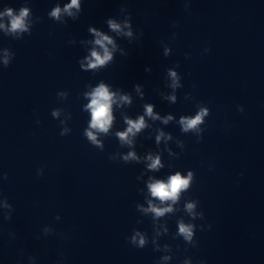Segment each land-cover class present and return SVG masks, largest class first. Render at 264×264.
Returning <instances> with one entry per match:
<instances>
[{"label":"clouds","instance_id":"9594fccd","mask_svg":"<svg viewBox=\"0 0 264 264\" xmlns=\"http://www.w3.org/2000/svg\"><path fill=\"white\" fill-rule=\"evenodd\" d=\"M73 7H78V0H72L71 4L67 5L65 8V11L70 10ZM60 9H56L53 15H58ZM8 16L12 17L11 19V30L15 31L17 29H23L24 28V17L27 15V10H22L19 16H13L12 10L9 9L6 13ZM110 26L114 30H119L120 25L116 24L115 22L109 21ZM0 27H3V25H0ZM131 35V33H128ZM98 39L96 40V44L100 45L102 48H104V54L101 56L99 53H97L95 50L92 52V57L94 58V62H90V67H95L96 64H103L107 60L111 59V53L109 52L108 48L105 46V42L111 44L112 41L107 36H101V34L97 33ZM173 76H175V73H172ZM92 99L90 102L89 107L92 110V122L91 127L96 128L98 127L102 131H107L111 120V103H112V94L109 93L108 89L101 84L98 88L94 90V92L91 94ZM147 112L149 115L152 113L151 106H148ZM206 110L199 113L195 118L192 119H183L182 118V124L184 125V129L187 130L189 128H194L199 122L202 121V117L206 115ZM129 127L126 132L119 133L120 138L122 140H127L128 134L134 133V130L138 132L141 128L144 127V119L141 117L138 121H128ZM88 136L91 140L95 142V136L93 133L89 132ZM159 139V137L157 138ZM130 142V141H129ZM130 156H134V154L130 153ZM149 159H152L149 157ZM159 165V158H156L152 161V163L149 165L151 168H156ZM189 174V178H190ZM188 179L182 178L179 173H177L174 176H171L169 178V181L167 183L163 181H157L154 184H150L149 188L153 194V196L159 198L160 200L165 199H175L179 190H181L185 185H187ZM189 209H191L192 205L188 206ZM152 211H154L157 215H162L164 211H171V208L167 209H156L152 208ZM181 233L185 234L186 238L191 237V228L188 226L181 225L180 226ZM144 241L143 239L140 240V244L143 245Z\"/></svg>","mask_w":264,"mask_h":264}]
</instances>
